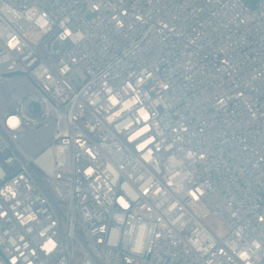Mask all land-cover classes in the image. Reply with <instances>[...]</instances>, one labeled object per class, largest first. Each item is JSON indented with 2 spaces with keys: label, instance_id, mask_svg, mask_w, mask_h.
I'll use <instances>...</instances> for the list:
<instances>
[{
  "label": "built area",
  "instance_id": "built-area-1",
  "mask_svg": "<svg viewBox=\"0 0 264 264\" xmlns=\"http://www.w3.org/2000/svg\"><path fill=\"white\" fill-rule=\"evenodd\" d=\"M0 249L264 264V0H0Z\"/></svg>",
  "mask_w": 264,
  "mask_h": 264
},
{
  "label": "clouds",
  "instance_id": "clouds-1",
  "mask_svg": "<svg viewBox=\"0 0 264 264\" xmlns=\"http://www.w3.org/2000/svg\"><path fill=\"white\" fill-rule=\"evenodd\" d=\"M16 43H17L16 40L13 39V41H12V46L15 47V46H16ZM129 87H131V86L129 85ZM137 102H138V98H137V99H134V100H130V101H128L127 103H125V104L123 105V108L121 109V111H124V110L130 109V108L132 107V105L136 104ZM111 103H112L113 105H115V104L119 103V101H118L115 97H112V99H111ZM120 115H121V112H117V113L115 114V116H114V117H110V119H115L116 117H119ZM139 117L142 118V119L147 120V119H148V114H147L146 111H144V110H140V112H139ZM11 123L15 124L16 121L13 120V121H11ZM125 127H131V124L129 123L128 125H125ZM147 131H148V128H147V127H145V128H141L140 130L136 131V132L130 137V139H131V140H135L137 137L141 136L143 133H145V132H147ZM150 142H151V141H147V142H145V144H141V145H140V148H141V149L144 148V147L146 146V144H147V143H150ZM89 172H91V169L89 170ZM6 192H7V193H12L13 195H15V193L12 191L11 188H8V189L6 190ZM121 203H122V204L124 203L123 200H121ZM28 219L31 220V219H34V217L29 216ZM54 247H55V244H54V242H53L52 240H49V241L44 245V248H45V250H47V251H51ZM13 264H15V262H13Z\"/></svg>",
  "mask_w": 264,
  "mask_h": 264
},
{
  "label": "rangeland",
  "instance_id": "rangeland-1",
  "mask_svg": "<svg viewBox=\"0 0 264 264\" xmlns=\"http://www.w3.org/2000/svg\"><path fill=\"white\" fill-rule=\"evenodd\" d=\"M249 6L251 7H255L256 6V3H257V0H245ZM56 47V45L54 46Z\"/></svg>",
  "mask_w": 264,
  "mask_h": 264
},
{
  "label": "water",
  "instance_id": "water-1",
  "mask_svg": "<svg viewBox=\"0 0 264 264\" xmlns=\"http://www.w3.org/2000/svg\"><path fill=\"white\" fill-rule=\"evenodd\" d=\"M0 258L5 260V256H4L3 252L1 251V249H0Z\"/></svg>",
  "mask_w": 264,
  "mask_h": 264
}]
</instances>
